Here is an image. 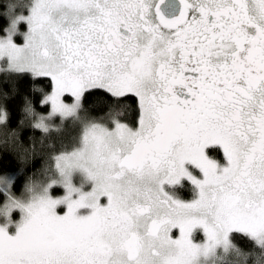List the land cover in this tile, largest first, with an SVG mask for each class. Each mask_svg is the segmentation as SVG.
I'll return each instance as SVG.
<instances>
[{"label":"snow or ice","instance_id":"obj_1","mask_svg":"<svg viewBox=\"0 0 264 264\" xmlns=\"http://www.w3.org/2000/svg\"><path fill=\"white\" fill-rule=\"evenodd\" d=\"M24 75L50 83L14 128L0 103V150L18 158L23 127L79 119L86 94L114 114L81 121L19 194L0 169V264H264V0H7L0 99Z\"/></svg>","mask_w":264,"mask_h":264},{"label":"trees","instance_id":"obj_2","mask_svg":"<svg viewBox=\"0 0 264 264\" xmlns=\"http://www.w3.org/2000/svg\"><path fill=\"white\" fill-rule=\"evenodd\" d=\"M7 0H0L3 5ZM14 87L9 88L8 85L3 86V91L8 93L7 98L0 99V103L4 104L10 113V127H16L21 113V107L24 100L30 99L39 109V100L41 98V90H47L50 81L47 78H35L30 75L19 76L12 82ZM118 111L122 113L124 122L134 124L138 110L134 97H129L119 106ZM80 121L77 123H64L60 127L52 128L49 133H42L31 127H23L21 134L25 143L30 145V151L26 160L18 158L16 153L11 149L0 150V169L13 171L19 177L17 183V194L28 180L32 178L34 181L41 182L46 177V170L51 162L54 151H59L66 147L70 142L75 141L76 134L81 121L92 119H110L114 114V106L110 98L102 92H92L86 94L83 98L82 107L79 110ZM56 120V119H54ZM213 155H220L213 153ZM184 200H188L193 196L190 184L177 192ZM235 243L241 247H248L249 241L240 235H236Z\"/></svg>","mask_w":264,"mask_h":264},{"label":"rangeland","instance_id":"obj_3","mask_svg":"<svg viewBox=\"0 0 264 264\" xmlns=\"http://www.w3.org/2000/svg\"><path fill=\"white\" fill-rule=\"evenodd\" d=\"M20 42L22 43L23 41H22V39L20 40ZM72 101V98H69V101L68 102H71ZM78 117H79V119H77L76 117H68V118H57L56 120H54V122H53V126H52V128H57V127H60V125H64V123H77V121H80V112L78 111ZM89 119H92V118H89ZM95 120H108V119H95ZM81 129H82V124L79 126V128H78V130L76 131L77 132V134H76V139L79 137V135H80V132H81ZM75 139V140H76ZM74 143V141H72V142H70L66 147H63V148H61L59 151H54L53 152V155H52V157H51V162H50V164L48 165V169L49 168H53L54 169V164H55V160H54V157H55V155H57V154H59V152L60 151H63V150H70V148H71V145ZM46 175H47V170H46ZM36 183H39V182H37V181H35ZM60 194H62V190H61V192H58L57 193V195H60ZM193 198V196L190 198V199H188V200H191ZM19 218V214H17V219ZM175 231V230H174ZM176 235L178 236V231L176 232Z\"/></svg>","mask_w":264,"mask_h":264},{"label":"flooded vegetation","instance_id":"obj_4","mask_svg":"<svg viewBox=\"0 0 264 264\" xmlns=\"http://www.w3.org/2000/svg\"><path fill=\"white\" fill-rule=\"evenodd\" d=\"M177 195L180 197V198H182L178 193H177ZM183 199V198H182Z\"/></svg>","mask_w":264,"mask_h":264}]
</instances>
